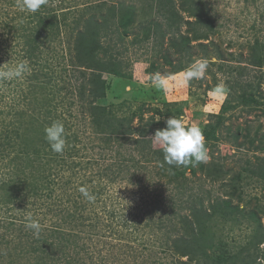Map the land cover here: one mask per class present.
<instances>
[{
  "label": "rangeland",
  "instance_id": "rangeland-1",
  "mask_svg": "<svg viewBox=\"0 0 264 264\" xmlns=\"http://www.w3.org/2000/svg\"><path fill=\"white\" fill-rule=\"evenodd\" d=\"M58 1L54 0L53 5L61 4ZM65 1L69 7L73 8L76 15L80 13L79 11L82 12L86 6L94 7L96 4L111 6L118 2H125L139 12L136 24L127 28L124 42H120L117 36L112 38L113 41L106 40V42L115 44L113 52L121 53L120 58L125 62V70L132 79H122L105 74L104 79L108 83L107 97L105 100L97 102V105L109 106L127 102L126 104L133 108L144 106L145 120H147L154 114L153 111L148 112L149 109H162L164 103L176 102L182 108H180V118H184L188 125L202 128L209 122L212 114L220 113L222 104L230 94L231 81L238 77L242 68H249L248 75L243 76L245 81L250 80L256 84L261 77L260 71L251 69L246 60L250 55L251 47L257 41L264 45V0H200L208 14L204 26L208 37L200 41H195L194 37L198 28L189 25V23L193 24L197 18H191L181 7V1L174 0V12L176 13L173 14L175 18L171 24L175 22L174 31L177 33L165 30L163 44L160 46L153 39L143 40L142 28L147 23H165L169 17V14L165 12V16H163L164 13H158L159 8L153 0ZM19 3L20 0H0V14L3 17L7 15L6 20L13 21L9 22L10 26L7 30L0 27V70H6L21 61H26L30 71L18 79L0 80V127L5 122L9 127L21 130L20 127L22 125L27 127L33 116L41 115L42 121L50 122V125L55 121L62 122L65 134L79 136V140L75 144L77 155L73 159L66 160L62 156H57L56 160L61 165H58L57 169L54 167L55 171L61 173L60 183L62 184V181L67 178L69 179L68 183L64 182L57 191L40 190L36 197H29L26 191V197L23 198L37 203L40 201L47 205L52 203V206L54 204L53 212L49 215L46 213L47 207H43V212L46 214L44 216L48 215L42 219L47 227L45 235L52 234V232H60L65 235L70 231L79 232V230L83 231L81 234L87 232L88 225L82 229L77 224H61L58 217L61 212L57 206L74 212V203L76 202L78 205H85L86 213L92 218H100L103 222L99 230H95L98 235H91L92 239L88 240L85 235H81L83 241L71 237V243L62 246V250L72 256L79 252L91 254L92 251L91 255L84 258L82 264H179L178 258L173 255V252L164 250L166 245H160L161 241L165 240L163 237L165 233L156 231L155 227L154 231H151L152 227L142 229L135 235L136 240H129L118 238L122 234H126V231L122 229V226H117L116 220L112 228L104 225L107 222H114L111 221V214L114 211L123 212L122 210H124L131 215L124 213L125 216L134 221L137 228H140L154 216L161 215L162 211L168 210L163 209V204H169L168 200L171 198L169 196L175 195L176 190H172L173 186L167 183L165 177L157 176L159 170L155 162L139 161L140 156L131 139L126 142L116 140L108 144L105 135L98 136L94 133L90 122L91 118L86 110L88 107L86 105L85 108V102L77 96L78 90L76 89L83 81L82 73L87 76L90 73L79 65L78 67L71 65L74 56L72 58L71 53L69 54V43L74 42L75 32L63 27L57 40L51 44L47 43L40 53V61L42 59L43 65H46L43 72H47L48 76L52 77L51 84L47 89L44 92L40 90L34 93L31 99L28 98L26 101L24 97H21L20 86L26 88L29 85L27 76L38 71L40 66L31 65L29 60L23 59L28 37L17 36L16 34L24 32L11 29V26L16 28L25 26L30 29L33 27L29 20L34 13L22 11ZM96 11L97 7L92 9L90 14ZM105 11L106 9H102L100 12L105 13ZM181 37H188L192 40L188 53H182L172 45V42L179 41ZM136 38L140 39L137 44L134 43ZM201 45L207 46L206 53ZM218 53L223 56L222 61L219 60ZM165 54L166 58L163 57ZM165 59L172 61L175 65L181 62L184 70L170 76L171 67ZM197 60L207 61L206 74L202 79H193L186 83L182 74ZM157 75L164 81L162 88L153 85V79ZM220 84L226 88V95L213 92V89ZM261 90L264 94V81ZM20 110L26 111V114L21 118L17 115V111ZM157 118L159 119V117ZM226 118L224 128H231L232 133L247 128L250 129L252 137L256 136L258 130L259 137L264 134V108L262 107L248 113L240 107L228 113ZM138 121V119L134 121V126H138ZM37 127L44 130L40 124ZM42 131L29 130L27 138L29 139L30 132H34L33 134H37L36 137H40ZM226 133L227 131H222L223 141L219 144L215 156L229 158L228 161H225V167L230 173L237 174L241 170V166L248 160L256 163L257 157H264V154L252 151L248 144L237 149L235 144L231 143V136ZM242 134L246 135L247 131H243ZM238 142L243 143L245 139L241 136ZM152 147L153 150L160 149L153 143V140ZM132 159L136 162H133ZM209 160L208 155L207 161ZM137 162L138 170L134 167ZM74 163L77 165L74 166ZM142 166H145L147 171H145L146 169L141 170ZM1 171L4 172V169H0V178L4 176ZM187 176L191 178V174L188 173ZM139 179H141V183L138 182ZM228 179L229 177L223 179V182L213 183L198 174L197 177L192 178L196 188L194 194L202 197L206 205L216 198L228 199V196L224 194L226 189L223 188ZM80 187H85L88 191H95L98 194L93 203L82 200L83 195L79 191ZM242 188L244 200H251V203H240L235 198L233 204H240L241 208L246 207L247 210H255L264 224V213H262L264 212V181L254 179L243 184ZM188 195L189 193L184 195L183 199H186ZM18 202V199L13 200L14 206ZM11 206L9 204L7 208ZM39 214L41 213L39 212ZM8 220L10 223L11 218ZM15 221L17 227H10V232H8L7 226L0 225V249L5 250L0 253L2 255V257L0 255V264L10 262L9 253L11 257L12 253L9 251L13 249L10 247H14L15 242L21 238L17 229L22 224L20 220L16 219ZM217 227L220 234L232 242L234 240L232 238L236 236L242 241L241 243H245L243 236L250 233V230L245 226H233L230 228L231 231H225L226 228L222 224H217ZM18 256L20 255L14 254L13 258L16 259ZM15 263L19 264L16 261Z\"/></svg>",
  "mask_w": 264,
  "mask_h": 264
},
{
  "label": "trees",
  "instance_id": "trees-1",
  "mask_svg": "<svg viewBox=\"0 0 264 264\" xmlns=\"http://www.w3.org/2000/svg\"><path fill=\"white\" fill-rule=\"evenodd\" d=\"M154 1L159 8L158 13L165 12L169 14V17L165 23H147L142 28L143 40L153 39L160 46L163 44L165 30L177 33L174 31L175 22L171 24L175 18L173 14L176 13L174 12L175 1ZM180 1L184 11L191 18H197L193 24L189 23L190 26L198 28V31L194 33L195 41L207 39L208 32L204 26L208 14L205 12L203 2L200 0ZM58 2L61 4L55 6L53 5L54 0H47L37 12L31 15V20H29L30 24H33L31 29L25 26H18V28L11 26L13 30L24 32L16 34L17 36L28 37L23 59L29 60L31 65L40 66L38 71L36 70L27 76L29 85L26 88H22L21 84H18L21 87V97H24L26 101L28 98L31 99L34 93L40 90L44 92L47 89L48 85L51 84L52 77L48 76L47 72H43L46 65H43L42 59L40 61V53L47 43L51 44L57 40L63 27L75 32L74 42L69 43V54L71 53L72 58L74 56L71 65L75 67L79 65L90 73L88 76L82 73L83 81L76 89L78 90L77 96L85 102V108L86 105L88 107L86 110L91 118L90 122L93 126L92 129L94 128V133L98 136L105 135L108 144L116 140L126 142L131 139L137 154L140 156L139 161L155 162L159 170L157 176L165 177L167 183L173 186L172 190H176L174 196H169L171 197L168 200L169 204H163V209L168 210L162 211L161 215L154 216L140 228H137L136 223L125 216V214H130L124 210H122L123 212L114 211L111 214V221L114 222H107L104 225L112 228L116 220L117 226H122L127 234H122L118 238L129 240H136L135 235L142 229L152 227L151 231H154L155 227L156 231L165 233L163 236L165 240L164 242L161 241L160 245H166L164 250L172 251L173 255L178 258L179 264H264V246H262L264 245V224L262 218L255 210H247L246 207L241 208L240 204H233L235 198L240 203H251V200H244L242 185L254 179L264 181V157H257L256 163L248 160L241 166V170L237 174H232L225 167V161H228L229 158L227 156L224 158L215 156L219 144L223 141L222 131H227L226 134L231 136V143L235 144L237 149L248 144L252 151L264 154V134L259 137V130L256 131V136L252 137L250 129L247 128L239 129L235 133L231 132V128H224L227 114L233 110L242 107L248 113L258 107L264 108V94L261 90L264 81V45L257 41L251 47L250 55L246 60L251 69L260 71L259 81L254 84L250 80H243V76L248 75L249 68H242L238 77L231 81L230 94L222 104L220 113L212 114L209 122L201 128L210 160L195 166L190 164L177 167L164 162L161 149L153 150L150 135H153L157 129L164 128L167 118H180L182 109L180 104L176 102L164 103L162 109H149L148 112L153 111L154 114L147 120H145L144 106L133 108L131 105H127V102L109 106L97 105V102H101L107 97L108 83L104 79L105 74L122 79H132L125 70V62L120 58L121 53L113 52L115 44L106 42V40L113 41L112 38L117 36L120 42H124L127 28L136 24L139 15L138 10L125 2H118L111 6L97 4L94 7L86 6L82 12L79 11L80 13L76 15L72 10L73 8L69 7V4L67 5V1L59 0ZM96 7L97 13L90 14V11ZM102 9H106L105 13L100 12ZM6 17L7 15L3 17L0 14V27L5 30L9 28V22H13L11 19L6 20ZM139 40L136 38L134 43H139ZM191 42L190 38L181 37L179 41L172 42V45L178 51L188 53L191 49ZM201 47L206 53L207 46L201 45ZM217 56L219 60H223L220 53ZM163 57L166 58L167 55L165 54ZM165 61L171 67L170 76L184 70L181 62L175 65L170 60L165 59ZM25 114L26 111H17L19 118ZM136 119L139 120L138 126H134ZM39 124L44 129L47 124L50 126V122L42 121V116L37 115L33 116L28 125L26 124L27 127H24L21 122V130L9 127L5 122L0 127V169H4V172L1 171L4 176L0 178V225L7 226L8 232H10V227H17L16 219L20 220L22 224L17 229L21 238L15 242L14 247H10L13 248L9 251L12 253V257L9 253L10 262L4 264H16L15 261L19 264H82L84 258L91 255L92 251L91 254L79 252L72 256L65 253L62 246L71 243V237L83 241L81 235H85L88 240L93 238L91 235H98L95 230H99L102 225L101 219L92 218L86 213V206L78 205L76 202L74 203V212L57 206L61 212L58 215L61 224H77L82 229L88 225L89 228L84 234H81L83 231L79 230V232L70 231L65 235L60 232H52L46 236L47 227L42 219L53 212L54 204L52 206V203L47 205L40 203V201L37 203L23 199L26 197V191L29 197H36L40 190L57 191L64 182L67 184L69 179L62 181L61 184V173L54 170V167L57 169L58 165H61L56 160L57 156H62L66 160L73 159L77 155L75 144L79 140L78 135L66 134V146L63 153L54 154L45 139L44 130L42 131L40 127H37ZM29 130L34 132L41 130L42 135L36 137L37 134L30 132L28 139ZM243 131H247V134L243 135ZM241 136L245 139L243 143L238 142ZM132 161L136 162L134 159ZM73 165L76 166L77 164L74 163ZM137 166L138 162L134 167L137 169ZM141 170L147 171V168L142 166ZM188 173L191 174V178L187 176ZM198 174L203 175L213 183L223 182V179L229 177L223 186L224 190L226 189L224 194L228 196V199L216 198L206 205L202 197L195 196L196 188L192 178L197 177ZM138 182L141 183V179ZM89 192L95 198L98 195L95 191L90 190ZM187 193H189L188 197L183 199ZM50 194L52 193L50 192ZM79 196H81L80 193ZM82 198V200L88 201L84 196ZM15 199H18L19 202L14 206L13 200ZM9 204L12 206L7 208ZM43 207L48 209L47 216H44L46 214L43 212ZM29 212L41 224L40 238L34 236L32 230L25 227V216ZM10 218L9 223L8 219ZM217 224H222L226 228L225 231H231L230 228L233 226H245L250 230V233L243 236L245 243H241L242 241L236 236L232 238V240L234 239L232 242L220 234ZM145 247L147 248V246ZM94 248L95 246L93 250ZM2 251L5 250L0 249V253H3ZM82 253L84 255H81ZM14 254L20 256L15 259L13 258ZM185 258L186 260H183Z\"/></svg>",
  "mask_w": 264,
  "mask_h": 264
},
{
  "label": "clouds",
  "instance_id": "clouds-1",
  "mask_svg": "<svg viewBox=\"0 0 264 264\" xmlns=\"http://www.w3.org/2000/svg\"><path fill=\"white\" fill-rule=\"evenodd\" d=\"M47 0H20L19 6L22 11L31 13L37 12ZM208 68L206 60L195 61L184 71L183 79L186 83L193 79H202ZM30 71L26 61H21L15 66L6 70H0V80H12L23 77ZM153 85L157 88L164 86L163 79L157 75L153 79ZM226 88L223 84L217 85L213 92L219 95H226ZM165 127L157 129L151 136L153 143L158 145L163 152L164 162L168 165L195 166L207 162L208 154L205 144V137L200 127L186 124L184 118L169 117L165 121ZM45 139L51 151L62 154L66 146L65 127L62 122L55 121L44 129ZM81 194L90 202L95 196L90 194L87 188L80 187ZM25 227L32 230L33 235L38 237L41 231L40 222L33 217L31 212L25 216Z\"/></svg>",
  "mask_w": 264,
  "mask_h": 264
}]
</instances>
